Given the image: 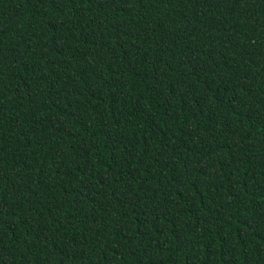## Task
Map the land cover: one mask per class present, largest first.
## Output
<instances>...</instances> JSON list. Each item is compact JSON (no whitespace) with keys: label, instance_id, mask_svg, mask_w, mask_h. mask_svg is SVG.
<instances>
[{"label":"trees","instance_id":"1","mask_svg":"<svg viewBox=\"0 0 264 264\" xmlns=\"http://www.w3.org/2000/svg\"><path fill=\"white\" fill-rule=\"evenodd\" d=\"M0 264H264V0H0Z\"/></svg>","mask_w":264,"mask_h":264}]
</instances>
